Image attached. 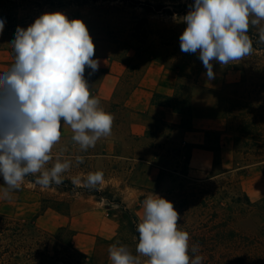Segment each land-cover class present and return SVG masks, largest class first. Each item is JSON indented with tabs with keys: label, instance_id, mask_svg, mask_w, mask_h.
I'll return each instance as SVG.
<instances>
[{
	"label": "rangeland",
	"instance_id": "obj_1",
	"mask_svg": "<svg viewBox=\"0 0 264 264\" xmlns=\"http://www.w3.org/2000/svg\"><path fill=\"white\" fill-rule=\"evenodd\" d=\"M192 4L194 0H0L5 21L0 75L11 69L17 28L26 29L42 14L62 12L87 26L95 45L93 59L100 66L91 75L86 66L84 76L91 95L115 117L111 135L86 152L72 142L70 126L62 124L53 156L67 147L65 156L73 166L65 179L71 183L74 176L102 170L104 183L97 191H108L121 204L96 197L88 188L42 190L27 180L10 200L0 199V217L32 225L36 239L47 242L51 258L45 264H64L54 257L60 239L88 258L83 264H111L108 248L117 241L136 254V224L151 193L173 203L190 246L200 245L203 264H264V46L255 43L253 29V53L227 66L213 61L215 79L209 81L198 53L180 50L186 28L182 18ZM152 62L163 68L181 96L189 97L192 118L183 117L177 128L161 124L134 138L117 102ZM199 124L220 127L203 134L204 146L214 148L205 178L188 173L191 149L181 142L182 134ZM76 155L84 157L83 164L76 166Z\"/></svg>",
	"mask_w": 264,
	"mask_h": 264
},
{
	"label": "clouds",
	"instance_id": "obj_2",
	"mask_svg": "<svg viewBox=\"0 0 264 264\" xmlns=\"http://www.w3.org/2000/svg\"><path fill=\"white\" fill-rule=\"evenodd\" d=\"M182 22L186 28L179 37L180 50L198 53L209 81L215 79L213 61L227 66L253 53V29L255 43L264 45V0H194ZM4 25L0 19V34ZM11 45V69L0 75L3 200H10L28 177L34 178L32 187L42 190L63 184L73 160L65 156L67 147L53 156L62 124L70 126L72 142L86 152L111 135L115 119L91 95L85 79L86 66L91 75L100 62L93 59L95 45L82 20H69L59 11L42 14L26 29L18 27ZM83 163L84 157L76 155V166ZM71 179L77 187L98 190L104 173ZM142 205L136 254L117 241L108 248L111 264H203L200 245L190 246V234L180 228L181 217L171 201L151 193Z\"/></svg>",
	"mask_w": 264,
	"mask_h": 264
},
{
	"label": "crops",
	"instance_id": "obj_3",
	"mask_svg": "<svg viewBox=\"0 0 264 264\" xmlns=\"http://www.w3.org/2000/svg\"><path fill=\"white\" fill-rule=\"evenodd\" d=\"M166 77L161 66L153 62L148 64L144 74L135 83L134 87L121 101L117 102L127 113L124 120L126 131L131 137L141 138L148 131L156 129L161 124H170V126L176 128L181 124L183 118L181 115L174 113L168 107L152 104L154 94L162 96L174 94L175 83ZM207 122L210 123L208 120ZM200 124L195 125L191 130L185 131L182 134L181 142L182 145H187L191 149L187 160L188 173L196 172L199 174L198 178H205L207 172L212 168L214 152L205 148L203 134L208 130L220 129V127H210V125H204L205 123ZM137 161L144 162L143 160Z\"/></svg>",
	"mask_w": 264,
	"mask_h": 264
},
{
	"label": "trees",
	"instance_id": "obj_4",
	"mask_svg": "<svg viewBox=\"0 0 264 264\" xmlns=\"http://www.w3.org/2000/svg\"><path fill=\"white\" fill-rule=\"evenodd\" d=\"M179 90V87H176L174 94L171 96L154 94L152 104L168 107L174 113L186 117L189 121L192 118V105L190 99H188L189 97L181 96ZM205 148L214 150L213 147L205 146ZM160 149L161 147H159ZM33 179V177L26 178L29 182ZM52 186L61 191L80 189L66 179L63 184ZM90 194L104 198L110 203L121 204L120 200L113 199L112 194L108 191L101 193L97 190H90ZM135 233L138 239V233ZM36 234L33 226L26 222L11 221L0 217V264H45L46 258H51L47 253V242L42 243L40 238L36 239ZM61 241L60 239V242L55 243V258H62L60 261L62 260L64 264H83L88 261V258L85 255H79L69 242Z\"/></svg>",
	"mask_w": 264,
	"mask_h": 264
}]
</instances>
